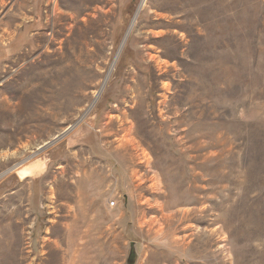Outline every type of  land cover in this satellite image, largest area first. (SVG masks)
Wrapping results in <instances>:
<instances>
[{
  "label": "rangeland",
  "instance_id": "1",
  "mask_svg": "<svg viewBox=\"0 0 264 264\" xmlns=\"http://www.w3.org/2000/svg\"><path fill=\"white\" fill-rule=\"evenodd\" d=\"M141 1L0 0V264H264V0Z\"/></svg>",
  "mask_w": 264,
  "mask_h": 264
},
{
  "label": "water",
  "instance_id": "2",
  "mask_svg": "<svg viewBox=\"0 0 264 264\" xmlns=\"http://www.w3.org/2000/svg\"><path fill=\"white\" fill-rule=\"evenodd\" d=\"M135 259H136V253H135V250L132 247V248H130V251H129V255H128V258H127V264H133Z\"/></svg>",
  "mask_w": 264,
  "mask_h": 264
},
{
  "label": "bare ground",
  "instance_id": "3",
  "mask_svg": "<svg viewBox=\"0 0 264 264\" xmlns=\"http://www.w3.org/2000/svg\"><path fill=\"white\" fill-rule=\"evenodd\" d=\"M145 2H146V0H142L141 1V4H140V6H139V8H142L143 6H144V4H145ZM137 14H138V12L135 14V17L133 18V22H132V25H131V28H132V26H133V24H134V22L136 21V18H137ZM130 31V30H129ZM128 36V35H127ZM127 38V37H126ZM14 78V77H13ZM12 83V82H11ZM24 83V82H23ZM22 84V83H21ZM13 87V86H12ZM22 88V87H21ZM23 88H25V87H23ZM27 89H28V87H27ZM188 105V104H187ZM246 212V211H245ZM248 250V249H247ZM249 251V250H248Z\"/></svg>",
  "mask_w": 264,
  "mask_h": 264
},
{
  "label": "built area",
  "instance_id": "4",
  "mask_svg": "<svg viewBox=\"0 0 264 264\" xmlns=\"http://www.w3.org/2000/svg\"><path fill=\"white\" fill-rule=\"evenodd\" d=\"M115 202H111V206H114Z\"/></svg>",
  "mask_w": 264,
  "mask_h": 264
}]
</instances>
